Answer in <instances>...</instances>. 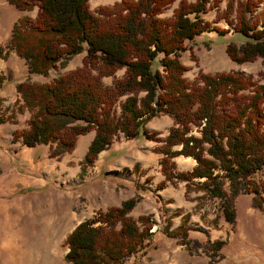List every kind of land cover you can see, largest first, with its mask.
<instances>
[{"label":"trees","instance_id":"1","mask_svg":"<svg viewBox=\"0 0 264 264\" xmlns=\"http://www.w3.org/2000/svg\"><path fill=\"white\" fill-rule=\"evenodd\" d=\"M6 1L16 9L36 10L34 16L17 17L6 48L0 46L1 57L11 49L27 73L46 75L57 63L84 52L79 65L47 82H30L26 76L15 83L18 109L30 114L26 126L14 129L12 136L25 145L46 144L48 155L59 157L71 150L79 134L93 129L79 161L83 172L118 133L132 137L148 118L165 113L172 119L167 133L160 137L146 132L161 141L153 147L162 154L158 162L163 178L155 189L183 180L185 193L191 188L201 191L196 198L217 197L229 224L237 194L251 192V204L262 205L264 173L259 178L254 174L264 164V82L232 70L198 71L188 80L179 59L185 40L208 27L217 34L226 31L201 16L221 0H177L168 17L157 15L174 0H116L95 9L88 0ZM259 1L225 0L220 10L232 31L246 37L239 44L225 43L226 54L236 63L264 59V0L259 21L247 15ZM118 68L123 71L116 76ZM107 75H112L110 83L102 80ZM177 154L194 159L191 169L174 170L171 157ZM138 197L136 193L79 220L64 239L65 264H123L142 249L154 221L146 213H128ZM186 216L172 228L168 220L161 231L191 250L189 242L197 241L187 236ZM224 242L215 238L209 246L217 250Z\"/></svg>","mask_w":264,"mask_h":264},{"label":"rangeland","instance_id":"2","mask_svg":"<svg viewBox=\"0 0 264 264\" xmlns=\"http://www.w3.org/2000/svg\"><path fill=\"white\" fill-rule=\"evenodd\" d=\"M262 1H259L251 14L247 13L248 16H251L249 19L255 16L259 21L260 14L258 15V11ZM176 2L177 0H174L167 5L157 16H170ZM224 2L225 0H221L218 6L208 7L205 12L201 13V16L208 20L210 25L224 28L226 31L223 34H217L216 30L208 27L192 39L184 41V49L179 50V59L186 66L183 75L186 79L192 80L198 71L213 73L232 70L240 72L242 75H248L258 82H264L263 58L258 56L250 61L236 63L226 54L224 47L227 41L239 44L246 37L239 32H233L231 25L219 16L220 10L224 7ZM12 7L10 4L9 7H6V10H3L4 12H0V15H3V19L0 20H3L2 25L4 26L0 29V46L3 49L6 48L5 44L9 38L12 24L17 19L18 16L16 17V15L20 10ZM22 10L26 15L34 16L36 8ZM8 24V35L5 36ZM83 54L84 52H78L68 58L65 63H57L46 75L27 73L25 63L11 49L8 50L4 58L0 57L6 60L9 65L15 66L18 71L25 70L30 82H47L58 72L79 65ZM122 71L123 68L116 69L115 75H120ZM14 73H10L5 67L0 81L2 78H5V80L10 79V77L15 78ZM111 79L112 75L102 78L104 83H110ZM5 97L8 96H4L3 100ZM18 99L20 101H14L11 108L5 106L2 102L0 103V122H16L19 127L15 129H22L26 118H24V121L13 119L14 110L21 112L26 109L24 107L18 109L21 104L19 94ZM8 109H10L9 113L6 112ZM27 111L29 112V110ZM166 115L160 113L153 116L161 118L166 117ZM13 130L0 128L1 176L10 171L16 174L31 175L40 171V174L46 176L47 181L44 185L36 188L30 186L19 187L17 185L8 192H0V205L3 206L0 209V264H65L63 259L66 250L65 236L77 221L91 217L96 210L102 209V203L97 200V194L107 196L109 194L116 195L117 192H120L121 197L126 195L124 197L126 199L136 194L135 191L143 192L145 190L136 189L135 185L128 186L122 181H116L115 183L119 186V189L112 188V184L108 181L97 186L100 177L103 176L102 173H99L100 171H98L99 175H96L97 159H94L92 165H87L84 172L79 173L77 170L82 155L74 152V146L57 158L48 156V158L42 159L38 157V159L32 161L33 165H37L39 162L38 168L32 169L28 166L27 168L23 165L25 161L23 153L21 154L16 149V145L19 144L20 140L19 137L12 136ZM194 133L197 134L196 131ZM153 134L159 136L156 133ZM6 140L10 141V144L3 143ZM157 144H154V146ZM41 147L48 150L47 145L42 144ZM139 147L146 149V146L141 144ZM15 150V153H11ZM7 163H9V166H7ZM59 163L62 166L65 164L70 170L65 168L59 171ZM190 165L187 163L184 166L177 163L174 170L179 171L180 167H190ZM157 169L159 170V168ZM261 173H264V164L254 174L255 178H259ZM95 176L99 177L94 180ZM149 178L146 176L143 181L150 182ZM179 183V186L185 188L182 181H179ZM139 184L143 185V182ZM105 186L106 188H104ZM93 190L95 191L92 192ZM130 191H134L131 196L129 195ZM200 193L201 191H195L191 188L186 193L183 191L185 200H192V198L195 200L194 209L191 210L192 213L201 208L198 218L188 220V213L183 223V226L187 227V236L191 240L197 241L189 242L191 250H187L180 243L178 237L166 236L161 231L162 226L168 220L169 223L166 225L169 228L173 227L171 217L177 214V211L170 213L168 216L164 215L162 202H157L155 210L148 211L146 209L148 207L144 208L145 202H141L146 200L143 196L140 198L137 193L139 197L131 207V211H129L132 217H136L140 213L149 214L154 221L151 229L154 228L148 241H144L143 248L128 256L123 264H264V202L258 208L251 204V192L237 194L233 200L234 221L229 224L223 219L218 209V198L209 196L196 198V195ZM153 197L157 200L155 195ZM181 220L182 216L177 224ZM215 238L225 240L224 244L217 250H213L209 246V243Z\"/></svg>","mask_w":264,"mask_h":264},{"label":"crops","instance_id":"3","mask_svg":"<svg viewBox=\"0 0 264 264\" xmlns=\"http://www.w3.org/2000/svg\"><path fill=\"white\" fill-rule=\"evenodd\" d=\"M115 0H88L89 7L95 8L100 4H110ZM10 4L7 3L6 0H0V12H4L6 7H9ZM13 8V7H12ZM19 13L16 15L19 16L21 14H25L23 10H18ZM29 14V13H28ZM31 16V15H30ZM0 19H3V15H0ZM16 19V18H13ZM3 20H0V29L4 27L2 25ZM8 28L9 24L6 27L5 36L8 35ZM5 67L9 70V72L14 73L15 78L6 79L2 78L0 81V103L2 102L5 106L11 108L12 103L14 101L19 102L18 93L15 91L14 85L15 82L23 79L26 77L25 70L18 71L15 66H11L8 64L6 60L0 57V75L4 74ZM5 99L3 100L4 96ZM16 102V104H17ZM10 109L6 110L9 113ZM29 112L26 109H23L21 112L14 110V118L17 121H24V118H27ZM161 116V115H160ZM13 121V120H12ZM172 125V119L166 115V117L157 118V116H151L146 120V123L143 124V130L141 129L136 135L132 137H124L122 135H117L115 138L111 140V142L98 151L96 155L97 159V174L102 173V177H100V184H104L103 182H110L112 184V188L119 189L117 186L116 181H122L124 184L128 186H134V183L137 181L139 183L143 182L145 190L143 192L135 191L140 195V198L143 196L146 201H141L142 203L145 202V207L148 211L155 210V206L157 202L163 203V213L164 215H170V213L177 211L173 217H171V225L175 226L179 221L181 215L184 213L188 214V220H195L198 218V215L201 213V208H198V211L192 213V209H194L195 200H185L183 198V191L184 187L179 186V181L175 184L166 183L161 188L154 189L155 183L163 178L159 168V158L161 156V152L156 151L153 149L154 144H160V140L150 138L146 136V132H154L159 136H163L167 133L168 128ZM26 126V122H23V128ZM19 125H16V122L11 121H2L0 122V128L4 130H13ZM145 129V130H144ZM94 130L91 129L84 134H79L76 138L75 145H74V152L83 155L87 144L89 143L90 138L93 135ZM155 134V135H156ZM136 140V142H135ZM3 143L10 144V141L6 140ZM146 146V149L140 148L139 145ZM157 144V145H158ZM42 144H35V145H25L19 142L16 145V149L23 155L25 161L23 165L25 167H30L32 169H37L39 166V162L37 165H33L34 159H38V157L44 159L48 158L47 149L45 147H41ZM46 145V144H45ZM21 146V147H20ZM40 148V149H39ZM14 152L11 153H15ZM52 157V156H49ZM57 158V157H55ZM174 162V169L175 165H184L186 166L187 163L192 165L194 160L190 156H184L182 154H177L171 157ZM20 159V158H19ZM6 162V161H2ZM16 164V162H15ZM190 167H180V170H189ZM9 166V163H7ZM27 167V168H28ZM68 168L65 164L62 166L61 163L58 165L59 171L62 169ZM70 170V169H69ZM129 170V171H127ZM178 170V169H177ZM80 173V168L77 170ZM98 171H100L98 173ZM71 172V171H70ZM84 172V171H83ZM140 172V173H139ZM139 173V174H138ZM150 177V182L143 181L144 177ZM99 177L95 176L94 180ZM71 178V177H70ZM93 179V178H92ZM46 176L40 174V171L31 174H16L15 172L10 171L6 175L1 176L0 172V192H8L11 188L23 186H30V187H40L45 184ZM184 184V181H182ZM106 188V186L104 187ZM93 190L92 192H94ZM134 191H130L129 195H133ZM157 197V200L154 199L153 196ZM126 197L124 195L121 197L120 192H117L116 195L109 194V195H100L97 194V200L102 203V209L107 208L108 206L112 205H119L120 202ZM139 198V199H140ZM94 200V199H93ZM148 202V204H147ZM147 204V205H146ZM158 206V205H157ZM3 206L0 205V209ZM131 211V210H130ZM128 212L131 215V212ZM132 216V215H131ZM154 216V214H152ZM153 232V231H152Z\"/></svg>","mask_w":264,"mask_h":264}]
</instances>
